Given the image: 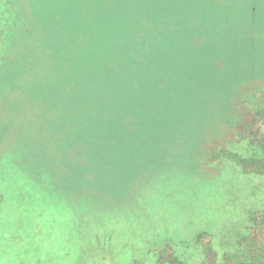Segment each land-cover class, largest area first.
Returning a JSON list of instances; mask_svg holds the SVG:
<instances>
[{
	"label": "rangeland",
	"instance_id": "374dc122",
	"mask_svg": "<svg viewBox=\"0 0 264 264\" xmlns=\"http://www.w3.org/2000/svg\"><path fill=\"white\" fill-rule=\"evenodd\" d=\"M14 1L0 264H264V0Z\"/></svg>",
	"mask_w": 264,
	"mask_h": 264
},
{
	"label": "trees",
	"instance_id": "16d2710c",
	"mask_svg": "<svg viewBox=\"0 0 264 264\" xmlns=\"http://www.w3.org/2000/svg\"><path fill=\"white\" fill-rule=\"evenodd\" d=\"M0 2H1V4L2 3H8L9 2V0H0ZM9 4V3H8ZM13 6H15V11L12 9V8H5L4 6H1L0 7V28L1 27H3V22H1V20L2 21H4L5 23H8L9 22V18H7L6 17V15L9 13V12H12L13 14H15V17L16 18H18L19 19V13H18V11H16V3H15V1L13 0ZM8 6H10V4L8 5ZM11 7V6H10ZM12 18H13V15H12ZM11 18V19H12ZM15 21V20H14ZM13 22V21H12ZM16 22V21H15ZM14 24V26H16L15 25V23H13ZM105 158L104 157H102V156H95V157H93V163H96V164H98V165H100V164H102V162H104L103 160H104ZM116 161V160H115ZM21 168H23V166L21 165ZM16 172H18L19 173V171H16ZM16 172L13 174V176H12V173H10V171L9 170H6V172L4 171L3 172V174H2V176H3V178H5L9 183H13V184H15V185H19L17 182L19 181V183H20V179L18 178V175L16 174ZM6 174H8V177H7V175ZM20 174V173H19ZM26 181V180H25ZM57 182H60V181H57ZM37 186V185H36ZM40 187H42L43 188V185H41L40 184ZM42 188H40V191L38 192V191H36V193L39 195H42V194H45L44 193V190H42ZM13 189V188H12ZM23 190V186H21L20 185V187H17L16 188V191H14V193H16V195H24V192L22 191ZM63 191V190H62ZM6 193H5V191H3V193H0V195H5ZM27 194V193H26ZM7 195H13V193H12V190L11 191H9L8 193H7ZM207 214V213H206ZM207 218H209V216H208V214H207V216H206ZM214 236V235H213ZM192 236H190L189 238L188 237H185V239H183V237L182 238H178L177 240H176V242H177V244H181V245H185L184 244V242H188L189 240L190 241H192L193 239L191 238ZM189 240H188V239ZM196 240V239H195ZM213 240V239H212ZM219 240L220 241H222V239L219 237ZM218 240V241H219ZM220 241H219V243H220ZM180 245V246H181ZM181 248V250H182V252L183 253H185V256H187L188 258H189V260H190V258H192V259H194L193 258V256H194V254L196 253V248L197 247H194V248H192V247H188V248H183L182 249V247H180Z\"/></svg>",
	"mask_w": 264,
	"mask_h": 264
}]
</instances>
